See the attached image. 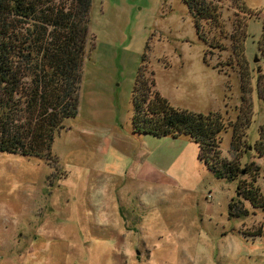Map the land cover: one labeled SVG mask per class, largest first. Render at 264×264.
Returning a JSON list of instances; mask_svg holds the SVG:
<instances>
[{
  "label": "rangeland",
  "instance_id": "obj_1",
  "mask_svg": "<svg viewBox=\"0 0 264 264\" xmlns=\"http://www.w3.org/2000/svg\"><path fill=\"white\" fill-rule=\"evenodd\" d=\"M212 4L222 31L205 22L202 34L223 50L198 36L183 0H93L94 47L83 65L79 114L53 145L59 168L0 152V264H264V208L244 201L249 215L230 218L238 185L253 176L217 179L189 139L140 135L132 127L143 68L179 110L220 112L235 124L248 98L253 121L245 140L248 146L258 141L264 0ZM244 24L238 61L234 44ZM221 139L220 155L229 161L232 129ZM251 165L260 167L256 185L264 193V158L250 150L241 167Z\"/></svg>",
  "mask_w": 264,
  "mask_h": 264
},
{
  "label": "trees",
  "instance_id": "obj_2",
  "mask_svg": "<svg viewBox=\"0 0 264 264\" xmlns=\"http://www.w3.org/2000/svg\"><path fill=\"white\" fill-rule=\"evenodd\" d=\"M183 1L198 36L223 50L221 44L202 34L205 22L215 33L222 31V15L212 4L218 0ZM92 3L93 0H0L1 153L46 159L59 168L53 145L66 128L65 122L79 114L83 65L89 47H94L89 27ZM241 8L246 16L252 14L245 6ZM245 28V24L239 26L241 40L234 44L238 61L244 57ZM147 72L140 70L133 91V131L157 138L189 139L198 145L200 161L217 179L239 182L242 175H252V182L238 185V196L230 204V218L249 215L244 201L254 209L264 208V193L256 185L260 167H241L250 150L264 158V125L254 146H248L245 140L253 121L251 100L243 97L237 123H227L220 112L197 114L174 108L157 91L154 74L148 76ZM242 72V93L250 95L247 74ZM257 89L264 100V74L260 75ZM230 129L232 156L227 161L220 155L221 136ZM243 235L255 236L246 231Z\"/></svg>",
  "mask_w": 264,
  "mask_h": 264
},
{
  "label": "crops",
  "instance_id": "obj_3",
  "mask_svg": "<svg viewBox=\"0 0 264 264\" xmlns=\"http://www.w3.org/2000/svg\"><path fill=\"white\" fill-rule=\"evenodd\" d=\"M121 255L123 256V258H126V259H128V257H127V255L125 254V253H121ZM149 258H151V257H149ZM124 264H128V260L126 261L125 260V262H123ZM137 264V263H136Z\"/></svg>",
  "mask_w": 264,
  "mask_h": 264
}]
</instances>
